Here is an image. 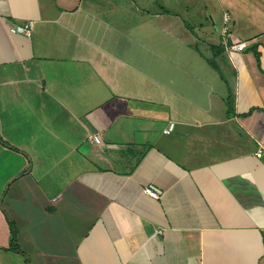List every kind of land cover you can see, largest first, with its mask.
<instances>
[{"label": "crops", "instance_id": "0c3cea01", "mask_svg": "<svg viewBox=\"0 0 264 264\" xmlns=\"http://www.w3.org/2000/svg\"><path fill=\"white\" fill-rule=\"evenodd\" d=\"M0 264H264V0H0Z\"/></svg>", "mask_w": 264, "mask_h": 264}, {"label": "built area", "instance_id": "2783aa9c", "mask_svg": "<svg viewBox=\"0 0 264 264\" xmlns=\"http://www.w3.org/2000/svg\"><path fill=\"white\" fill-rule=\"evenodd\" d=\"M223 23H222V27H221V42L224 46V48L230 52V53H235L237 51L243 50L246 46L245 42H241V40H236L233 37V29H232V24H233V16L230 12L225 11L223 14V19H222ZM33 29V22H28L24 25H20V26H15L11 28L12 32H20L22 34H25L26 36H30L31 32ZM173 128V124L171 123L170 126L168 128L165 129L166 133H169L170 130H172ZM87 140L93 144H97V145H101L103 144V140L101 137V134L99 132H92L88 135ZM257 156H261L262 155V151L258 150L256 152ZM142 192L153 198V199H158L160 198L162 192L161 190H159L158 188H156L155 186L148 184L145 185L142 188ZM58 196H55L53 198V201H56Z\"/></svg>", "mask_w": 264, "mask_h": 264}, {"label": "rangeland", "instance_id": "374dc122", "mask_svg": "<svg viewBox=\"0 0 264 264\" xmlns=\"http://www.w3.org/2000/svg\"><path fill=\"white\" fill-rule=\"evenodd\" d=\"M215 19V18H214ZM222 23H223V21H221V22H218L216 19H215V24H214V28L216 29V30H218V29H220V31H221V27H222ZM221 25V26H220ZM232 27H233V24L231 25ZM220 34H221V32H220ZM5 206H6V204H5ZM10 220L11 219H9V222H10ZM50 247V246H49ZM54 247V246H53ZM44 249H46V247H44ZM48 249H50V248H48ZM54 250H55V247H54ZM51 252V251H50ZM51 253H53V252H51ZM34 261V260H33Z\"/></svg>", "mask_w": 264, "mask_h": 264}, {"label": "trees", "instance_id": "16d2710c", "mask_svg": "<svg viewBox=\"0 0 264 264\" xmlns=\"http://www.w3.org/2000/svg\"><path fill=\"white\" fill-rule=\"evenodd\" d=\"M10 225H11V229H12V231H13V233H14V229L12 228V222L10 221ZM13 237H14V234H13ZM13 239H15V238H13Z\"/></svg>", "mask_w": 264, "mask_h": 264}]
</instances>
